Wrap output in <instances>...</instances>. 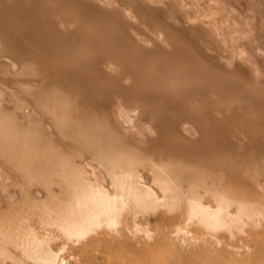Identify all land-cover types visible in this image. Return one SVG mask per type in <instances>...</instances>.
<instances>
[{
	"label": "bare ground",
	"instance_id": "6f19581e",
	"mask_svg": "<svg viewBox=\"0 0 264 264\" xmlns=\"http://www.w3.org/2000/svg\"><path fill=\"white\" fill-rule=\"evenodd\" d=\"M0 264H264V0H0Z\"/></svg>",
	"mask_w": 264,
	"mask_h": 264
},
{
	"label": "rangeland",
	"instance_id": "374dc122",
	"mask_svg": "<svg viewBox=\"0 0 264 264\" xmlns=\"http://www.w3.org/2000/svg\"><path fill=\"white\" fill-rule=\"evenodd\" d=\"M146 217V216H145Z\"/></svg>",
	"mask_w": 264,
	"mask_h": 264
}]
</instances>
